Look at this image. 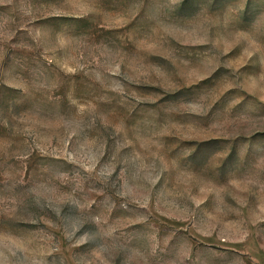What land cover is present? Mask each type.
I'll list each match as a JSON object with an SVG mask.
<instances>
[{"label":"rangeland","instance_id":"1","mask_svg":"<svg viewBox=\"0 0 264 264\" xmlns=\"http://www.w3.org/2000/svg\"><path fill=\"white\" fill-rule=\"evenodd\" d=\"M0 264H264V0H0Z\"/></svg>","mask_w":264,"mask_h":264}]
</instances>
